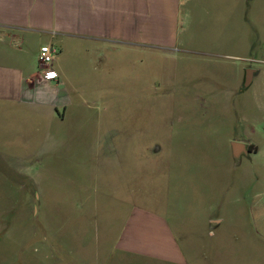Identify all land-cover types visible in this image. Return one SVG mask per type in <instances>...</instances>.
I'll list each match as a JSON object with an SVG mask.
<instances>
[{
  "label": "crops",
  "instance_id": "0c3cea01",
  "mask_svg": "<svg viewBox=\"0 0 264 264\" xmlns=\"http://www.w3.org/2000/svg\"><path fill=\"white\" fill-rule=\"evenodd\" d=\"M188 1L0 0V111L41 115L63 135L85 133L68 127L80 119L85 105L77 84H94L90 51L107 59L118 49L150 52L181 46L182 8ZM244 14L223 16L222 50L196 52L222 64V85L198 92L196 101L204 105H194L200 111L191 108L188 119L175 118L159 149L147 150L146 163L156 165L157 184L167 199L145 195L136 200L132 173L131 181L122 180L109 194L120 202L117 209L125 208L114 251L158 264H262L264 44L245 51L240 37ZM47 45L58 52L55 81L45 80L39 65L40 49ZM237 96V122H232L229 108ZM111 119H99L100 136ZM150 182V177L141 180L142 188ZM11 232L0 228V247L10 243ZM26 232L24 244L32 246V257H0V264L49 260L52 237L38 242L37 227ZM25 245L16 242L12 251L22 252ZM51 259L52 264H87L79 257ZM102 261L96 264H106Z\"/></svg>",
  "mask_w": 264,
  "mask_h": 264
},
{
  "label": "rangeland",
  "instance_id": "374dc122",
  "mask_svg": "<svg viewBox=\"0 0 264 264\" xmlns=\"http://www.w3.org/2000/svg\"><path fill=\"white\" fill-rule=\"evenodd\" d=\"M182 10L181 46L150 52L118 49L107 59L90 51L94 84H77L85 105L80 106V119L68 127L85 133L63 135L41 115L0 111V228L12 230L10 243L0 247L1 258L32 257V246L24 241H29L26 231L37 227L38 242L52 237L54 245L45 264L68 256L87 264L99 258L106 264H158L114 251L125 208L117 209L120 202L109 194L122 180L131 181L132 173L136 200L145 195L167 199L157 184L156 165L146 163L147 150L159 149L175 118L188 119L191 108L200 111L194 105H204L196 101L198 92L224 82L218 68L222 64L196 55L223 49V16L245 13L246 25L240 24L245 51L264 44V0H191ZM234 99L229 118L237 122L239 97ZM106 116L112 119L106 120L100 136L99 119ZM148 177L149 186L142 188L141 180ZM261 240L264 264V236ZM16 242L25 245L22 252L12 251Z\"/></svg>",
  "mask_w": 264,
  "mask_h": 264
},
{
  "label": "built area",
  "instance_id": "2783aa9c",
  "mask_svg": "<svg viewBox=\"0 0 264 264\" xmlns=\"http://www.w3.org/2000/svg\"><path fill=\"white\" fill-rule=\"evenodd\" d=\"M57 54L58 52L49 45L43 46L40 49L39 65L43 71L45 80L55 81L59 78L57 72L53 69V64Z\"/></svg>",
  "mask_w": 264,
  "mask_h": 264
}]
</instances>
